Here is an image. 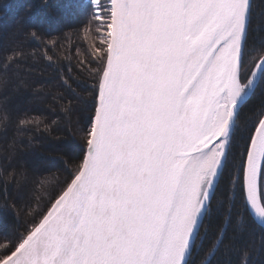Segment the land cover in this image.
Instances as JSON below:
<instances>
[{"label": "snow or ice", "instance_id": "1", "mask_svg": "<svg viewBox=\"0 0 264 264\" xmlns=\"http://www.w3.org/2000/svg\"><path fill=\"white\" fill-rule=\"evenodd\" d=\"M26 9L0 34V264H264V0Z\"/></svg>", "mask_w": 264, "mask_h": 264}, {"label": "trees", "instance_id": "2", "mask_svg": "<svg viewBox=\"0 0 264 264\" xmlns=\"http://www.w3.org/2000/svg\"><path fill=\"white\" fill-rule=\"evenodd\" d=\"M37 0H12V3L15 5L10 11L7 13L0 11V34L8 33L15 29L17 26V21L26 15V6L36 4ZM254 3L258 4L259 0H254ZM260 9L257 7V12ZM75 37H70V40H74ZM62 55V54H61ZM63 63V60H61ZM31 73L29 79L31 81H38L40 83L37 84L39 87L40 84H45V90H49L56 83L53 80V76L55 74V69L46 65L43 61L37 60L35 62V66L29 68L27 70ZM51 81V84L46 82ZM34 149L38 154L47 155L46 149L40 145L39 142H34Z\"/></svg>", "mask_w": 264, "mask_h": 264}]
</instances>
